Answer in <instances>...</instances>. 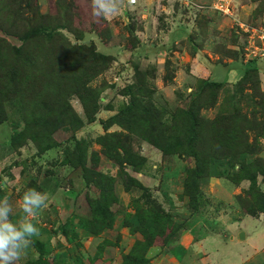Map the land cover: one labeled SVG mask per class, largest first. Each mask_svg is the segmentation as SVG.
<instances>
[{
  "label": "rangeland",
  "instance_id": "rangeland-1",
  "mask_svg": "<svg viewBox=\"0 0 264 264\" xmlns=\"http://www.w3.org/2000/svg\"><path fill=\"white\" fill-rule=\"evenodd\" d=\"M34 1L38 3L39 11L44 17L59 22L65 19L77 33L85 36L84 40H77L71 32L63 31L71 45L80 48L81 55L95 45L98 52L112 58V64L111 68L90 84V87L99 92L96 121L78 131L75 139L72 137L74 127L60 129L54 135L60 145L53 154L39 155L32 141L20 150L21 152L14 150L11 145L12 128L20 130V123L24 126V103L19 97L5 102L10 120L0 124V197L7 195L12 202L13 220L23 216L22 196L26 190L35 188L46 192L49 195L48 206L40 211L34 221L39 229L38 237L46 240L52 233L59 234V249H71L74 252V256L70 254L71 257H75L77 251L80 255L83 254V237L81 232L70 224V219L86 217L91 221L93 214L87 196L92 200L99 199L101 191L95 185L87 184L80 168L63 165L68 155L73 158L77 140L85 141L89 146L88 167L117 179V202L111 206L114 222L113 226L104 232L113 229L118 221L121 229H126L129 233L130 229L125 227V223L132 224L140 213L153 223L151 228L155 239L154 247L150 250L161 249L159 252L162 253L165 249L174 250L179 247L182 231L187 226L203 225L212 233L215 230L213 223H221V227L230 216L237 219L244 214L238 204L235 208L230 207L221 200L219 192H211L213 187L231 184L220 178L233 171L230 158L216 159L211 166V176L201 179L199 208L196 210L190 206V198L185 195V180L188 174L196 169V159L193 156H165L161 150L139 136L140 130L130 133L115 125L107 131L102 122L118 114L135 96L146 108H149L147 104L152 102L161 112H167L169 120L178 109L188 110L199 95L206 99L204 89L208 82H223L224 86L217 93L213 105L203 109L201 116L207 121H213L240 110L248 115L251 122L255 123L257 120V123L263 124L264 111L255 106L249 85H241L243 90H240L239 85L246 67L256 63L260 68L261 87L264 90V0H138L135 5L123 0L117 15L99 19L92 15L91 0ZM7 39L13 45H22L16 37L10 36ZM35 44L37 42H31L26 49L33 51ZM59 54V57L48 61L46 65H39V71L30 65L25 71L22 94L29 107L40 110V98L44 99L46 104H42V109L56 112L57 107L51 102L53 100L48 93V77H51V90L55 93L61 88L71 87L70 81L74 75L72 69L74 71L78 56L76 58L72 48L59 51ZM79 60L81 61L80 57ZM48 63H56L54 69L59 70L57 75L51 74V65L48 67ZM233 65L235 67H231ZM232 68L238 72L232 74ZM0 72L5 73V80L9 79L8 83L0 85V94H4L13 83L10 80V72ZM138 72H147L152 80L144 81L137 75ZM31 83L33 87H30ZM66 84L69 86L66 87ZM130 89L131 96L127 95ZM70 103L77 113H82L85 117L77 96L71 97ZM144 106L136 115L143 124L148 120L146 115L149 114ZM254 110L259 111L256 118L253 117ZM45 132L46 130L35 127L32 130V135L37 137L40 145L39 149L49 143ZM106 133L124 134L131 139L130 143H127L128 154L137 160V164H125V168L132 177L143 184L145 190H125L119 176V166L105 155L103 147L96 142L98 137ZM254 137L250 134V142H254ZM259 146L260 151L257 154H244L242 159L251 162L260 158L264 161L263 137L259 138ZM123 155L127 158L126 154ZM139 162L143 164L142 173H138L142 169ZM239 168L237 165L234 171ZM259 179L260 190L264 191L262 178ZM245 192L242 195L246 199L251 191ZM170 198L177 203L174 202L171 206L166 202ZM156 205L165 208V215L157 212ZM98 220L101 221L102 216ZM78 221L77 226L87 230V224L81 223L80 219ZM237 229L239 228L235 222L230 223L227 227L220 228L219 235L209 239V245L214 248L212 264L218 262L219 256L223 264L237 260L243 247L231 241V237L238 234ZM87 232L89 233L88 230ZM76 235L77 239L74 238ZM128 236L122 232L117 237L108 234L111 242L98 248L103 250L107 246L115 251L120 249L123 263L124 252L128 254L135 243V240ZM35 237L31 238L30 244L24 250L29 256L27 260L34 256ZM140 237L143 240L141 235ZM70 238L73 239V244L69 243L72 242ZM87 253L89 255V251ZM92 254L98 255L97 250H93ZM147 257L149 258V253ZM22 259L19 264H23ZM151 259L149 258L148 264H152ZM78 260L79 256L71 262ZM60 261L58 260L59 263Z\"/></svg>",
  "mask_w": 264,
  "mask_h": 264
},
{
  "label": "trees",
  "instance_id": "trees-1",
  "mask_svg": "<svg viewBox=\"0 0 264 264\" xmlns=\"http://www.w3.org/2000/svg\"><path fill=\"white\" fill-rule=\"evenodd\" d=\"M24 22H26L25 25H22ZM65 22H67L65 19L59 22L44 17L39 11L38 3L34 0H0V32L2 33L0 36V71L10 72V80L13 83L9 90L0 94V124L10 120L5 102L14 97L21 98L24 103L25 123L24 126L22 123L19 124L20 130H17L16 127L12 128L11 137V145L18 152H21L20 150L32 141L38 149V154L43 155L50 150L57 149L60 145L54 138L60 129L68 126L74 127L72 137L75 139L78 131L87 124L96 121L99 110V92L90 87V84L111 68L112 58L98 52L95 45L89 47L81 55L80 48L71 45L63 31L71 32L77 40H84L85 36L77 33L68 22ZM10 36L16 37L22 42V45H13L7 39ZM31 42H37V44L30 52L26 48ZM68 48L74 49L76 58L78 56L74 71L72 69L74 75L70 81L71 87L68 89L61 88L55 93L51 90V77H48V93L53 100L51 102L57 107L56 112L42 109V104L43 106L46 104L45 100L40 98H38L40 110L29 107L22 94L23 76L28 66L30 65L39 71V65H46L48 61L60 56L59 51H66ZM54 64L48 63L47 65L48 67L51 65V74L57 75L59 70L54 69ZM4 74L0 72V85L9 82V79L5 80ZM137 75L144 81L152 80L147 72H138ZM60 82L63 83L61 79ZM240 83V90L244 89L241 85H249L253 92L252 99L255 101V106L264 111V90L261 87L260 68L256 63H251L246 67ZM67 86L69 85L66 84ZM223 86V82H208L204 89L206 99L199 95L188 110L178 109L169 120L167 119V112H161L152 102H149L147 104L149 108H146L143 102L135 96L124 109L109 120L103 121L102 125L107 131L115 125L130 133L140 130L139 136L161 150L165 156L182 154L193 156L196 159V169L192 170L185 180V195L190 198V206L196 210L199 208L198 195L201 193V179L211 176V166L216 159L230 158V167L233 171L226 177L220 176V178L237 187L245 182L248 183V187L243 188L242 192L236 196V201L244 214L258 217L264 213V191L260 190L259 187V178H262L264 185V161L257 158L247 162L242 159V156L244 154H257L260 151L259 138H264V123L259 124L257 120L255 123L251 122L248 115L243 114L240 110L228 116H220L213 121L205 120L201 116V111L213 105L217 93ZM30 87H33L32 83ZM127 95H132L131 89ZM73 96L79 98L85 117L77 113L71 105L70 98ZM143 106L149 113L146 115L148 120L145 124L136 118ZM258 114V110L253 111V117L256 118ZM34 127L43 131L46 130L48 133L45 132V135L49 138V143L41 149L38 148L40 145L37 137L32 135ZM250 134L255 136L254 142H250ZM130 140L124 134L106 133L98 137L96 142L103 147L105 155L119 166V176L126 191H130L132 188L145 190L143 184L132 177L125 168V164L131 166L137 164V160L128 154L127 143H130ZM76 142L73 158L68 155L63 165L80 168L82 177L87 184L89 186L95 185L100 189L101 196L99 199L92 200L87 196V201L92 209V220H80L81 223L87 224V230L90 234L99 235L105 229H110L113 226L114 214L111 206L117 202L115 197L117 179L88 167L89 146L85 141L77 140ZM123 153L128 154L127 158L124 157ZM138 164L142 168L138 173H142L143 164L141 162ZM237 165L240 168L238 171H234ZM245 191H251L246 199L242 195ZM161 205L163 204L161 203ZM161 205H156V210L165 215V208ZM100 216H102L101 221L98 220ZM151 224L153 223L145 219L140 213L132 224L125 223V227L130 229L131 235L140 234L143 240L135 241L131 251L124 254L122 264L149 263L147 255L150 249L154 247L155 239ZM97 227L99 228L97 229ZM35 246L41 250L40 258L28 264L45 263L41 257L46 253L45 245L41 242H35Z\"/></svg>",
  "mask_w": 264,
  "mask_h": 264
},
{
  "label": "crops",
  "instance_id": "crops-1",
  "mask_svg": "<svg viewBox=\"0 0 264 264\" xmlns=\"http://www.w3.org/2000/svg\"><path fill=\"white\" fill-rule=\"evenodd\" d=\"M231 67H235V65ZM232 69H234L231 70L232 74H236L238 72V70H235V68ZM53 151H55V149L48 151L44 155L46 156L47 154H53ZM231 184L225 183L223 184V186L218 185L219 187L211 188V192L212 191L219 192V196L221 197V200L226 202L230 207L235 208V205L238 204L236 201V196L242 192L243 188H247L248 183L245 182L240 187ZM166 202L170 203L171 205L172 203L174 204V202L176 201L170 198L169 201L167 199ZM78 219L81 220L88 218L74 217L70 219V224H73L76 227L75 229L77 231H80L81 232L80 234L83 237V244H84L83 254L85 255L83 254L80 255L79 251L75 252L76 259L77 256H79L80 260L72 263L71 261L74 260L75 257H71L70 254H73L74 256V252H72L71 249H68L66 247L59 249V245H58L59 234L52 233L51 235H49V237L46 240L43 238H39L38 236L35 237V239L33 240L34 256L32 257V259L27 260L29 256L23 252L22 253L23 264H28L29 262L38 260L40 258L41 250H39L35 246V242H41L42 244L45 245L46 253L44 256L41 257H43L42 258L43 262H48L50 264H122V256L120 255L121 253H119L120 249H117L115 251L114 248L107 246L103 250L102 249L99 250L98 248L100 245L109 244V242H111V238L110 239L108 238V234L116 235L117 237L122 232L123 234L126 235L128 234L129 235L128 238L130 237L135 241L141 240L140 234L131 235L130 233L127 232L126 229L122 230L120 224H118V221H117V225L113 229L103 232L102 234L99 235H93L88 233L86 228H80L79 226H77L79 223ZM234 222L238 225L239 229H237L238 234L236 236L231 237V241L234 243H238L243 247L241 254L232 253L239 255L237 260L233 263L230 262V264H264V213L258 217H252L250 215H246L242 213V215H240L237 219L231 218L230 216V218L225 222V225H222L221 227L222 228L227 227L230 223H234ZM220 225L221 223H213V227L215 230L212 233L211 232L209 233L208 229L203 225L198 226L197 224L196 225L197 227L187 226V228L183 229L182 231L181 238L179 240L180 245L176 249L174 250L165 249L162 251V253L159 252V250L161 249H158L157 251L150 250L149 258L150 259L152 258L151 259L152 264H174V263L175 264H212L211 258L212 255L214 254V248L211 245H209V239L211 237H216L217 235L220 234V228H221ZM216 227L218 228L216 229ZM74 238L77 239V235ZM70 241L72 242L69 243L73 244V239L70 238ZM87 250L89 251V255L87 253L88 252ZM93 250H97L98 255L92 254ZM156 255L159 256L158 258L154 259ZM217 255L219 256L218 250H217ZM217 259L216 260L218 262L216 264H223V261L220 260V256ZM58 260H61L60 263L58 262Z\"/></svg>",
  "mask_w": 264,
  "mask_h": 264
},
{
  "label": "clouds",
  "instance_id": "clouds-1",
  "mask_svg": "<svg viewBox=\"0 0 264 264\" xmlns=\"http://www.w3.org/2000/svg\"><path fill=\"white\" fill-rule=\"evenodd\" d=\"M122 2L123 0H91L92 15L97 19L115 16L119 13ZM134 2L135 0H129L130 4ZM48 200V193L29 188L22 196L23 216L14 221L12 202L7 195L0 197V264H19L31 238L39 235L34 221L40 211L47 208Z\"/></svg>",
  "mask_w": 264,
  "mask_h": 264
},
{
  "label": "built area",
  "instance_id": "built-area-1",
  "mask_svg": "<svg viewBox=\"0 0 264 264\" xmlns=\"http://www.w3.org/2000/svg\"><path fill=\"white\" fill-rule=\"evenodd\" d=\"M137 2H138V0H135V2L134 3H129V0H128V3L130 4V5H135V4H137Z\"/></svg>",
  "mask_w": 264,
  "mask_h": 264
}]
</instances>
